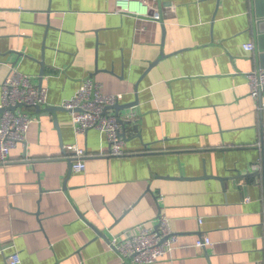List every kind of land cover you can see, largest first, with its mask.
<instances>
[{
  "label": "crops",
  "instance_id": "0c3cea01",
  "mask_svg": "<svg viewBox=\"0 0 264 264\" xmlns=\"http://www.w3.org/2000/svg\"><path fill=\"white\" fill-rule=\"evenodd\" d=\"M145 1L162 21L116 0H0V104L11 66L48 87L44 109L90 76L138 102L120 111L133 120L125 156L102 155L103 131L77 136L67 110H30L27 141L0 162V264L13 253L21 264H127L110 241L161 214L177 243L150 264H264V92L256 99L248 77L264 3L255 33L252 0ZM74 143L85 171L63 155ZM200 237L211 245L196 247Z\"/></svg>",
  "mask_w": 264,
  "mask_h": 264
},
{
  "label": "built area",
  "instance_id": "2783aa9c",
  "mask_svg": "<svg viewBox=\"0 0 264 264\" xmlns=\"http://www.w3.org/2000/svg\"><path fill=\"white\" fill-rule=\"evenodd\" d=\"M118 12H137L135 6L144 4L146 11L143 17L160 21L161 8L149 6L145 0H116ZM139 15L141 12H137ZM246 50L256 48L253 42L245 45ZM10 73L5 78L0 108V162L6 163L11 159L12 152L20 144L27 141L30 126L36 122L30 110L37 106H46L49 102V89L44 85L35 84L30 75L21 70L10 67ZM249 74V87L251 94L259 99L264 92V69L251 71ZM122 93H103L100 84L94 78H86L77 88L72 98L62 104L70 114L77 136L87 133L91 128L103 131L107 140V152L102 155L125 156L129 150L125 147L126 137L124 128L118 114L110 113L112 107L124 99ZM15 108V110H12ZM264 108L260 106L259 109ZM67 152L72 158L73 170L85 171V158L88 151L77 143L69 146ZM261 168L260 164L254 165ZM250 198L247 199L249 201ZM177 243L173 234L170 219L164 214L159 215L156 226L143 225L137 233H124L121 238L115 237L110 241V248L115 250L124 259H131L133 264L155 263L171 254ZM209 238L200 237L196 247L211 245ZM10 264H21L22 259L18 253L8 256Z\"/></svg>",
  "mask_w": 264,
  "mask_h": 264
},
{
  "label": "water",
  "instance_id": "95a60500",
  "mask_svg": "<svg viewBox=\"0 0 264 264\" xmlns=\"http://www.w3.org/2000/svg\"><path fill=\"white\" fill-rule=\"evenodd\" d=\"M252 3H253V6H254V8H255V14H254V21H255V24H254L253 30H254V32L256 33V32H258V23L256 22V20H258V18L260 17V12H259V10H261V5L264 3V0H252ZM162 20H163V18H161L160 21H162ZM255 55H256L257 58H258V64H259L258 67H259V69H260V68H261V69H264V49H262V48H260V47L258 46V48L256 49V53H255ZM155 63H156V62H155ZM155 63H154V64H155ZM154 64H152V65H154ZM152 65H151V66H152ZM44 74H45V71H42V72H41V75H40V77H39V80H41V79L43 78ZM90 77L92 78V76H90ZM39 85H42V81L39 83ZM137 104H138L137 101H135V102H131V103H126L125 105H123V104H121V103H118V104H116V105H114V106L108 108V110H110V109H114L115 112L120 116V119H121V122H122V125H123V128H124V131H125L126 125H127V124H131L133 120H132L130 117L124 119V118L121 116L120 111H121V110H124L125 108H133V107H134L135 105H137ZM259 104H260L261 107H263V102H262V101H260ZM37 109H39V111H40V110H49V111H51L52 113H54L56 109L66 110V109H65L64 107H62V106H59V107H56V108L49 107V108H46V109L42 108L41 106H37ZM54 109H55V110H54ZM3 110H4V108H2V109L0 108V113H1ZM12 110H15V108H12ZM260 127H261V143H260V144H261V148L264 150V108H262V110H261V125H260ZM134 129L137 130V123L134 124ZM124 136H125L126 139H127L126 131H125V133H124ZM62 150H63V155L67 157L69 154L67 153V150H65L64 146H63ZM66 159L68 160L69 165H70V167H71V170L73 171V167H72V165H73V162H74L75 158H72L71 156H69V157H67ZM251 174H253V173H251ZM251 174H249V175H251ZM240 176H241V175H239V176H237V177H240ZM203 177H213V176H209V175H207V174H204ZM216 177H217V176H216ZM216 177H215V178H216ZM237 177H236V178H237ZM217 178H220V179H221V177H217ZM150 190H151V189H149V191H150ZM40 212H41V211H40ZM40 212H38V213L40 214ZM100 233H101V232H100ZM125 261H126L127 264H132L131 259H127V260H125Z\"/></svg>",
  "mask_w": 264,
  "mask_h": 264
}]
</instances>
